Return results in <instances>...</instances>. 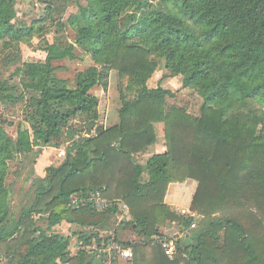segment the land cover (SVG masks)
<instances>
[{"label":"trees","instance_id":"obj_1","mask_svg":"<svg viewBox=\"0 0 264 264\" xmlns=\"http://www.w3.org/2000/svg\"><path fill=\"white\" fill-rule=\"evenodd\" d=\"M35 1L45 15L26 25L16 22L18 0H0V57L10 52L16 62L34 40L46 53L44 61L18 66L10 78L17 84L0 83V264H104L88 248L73 254L71 244L78 236L86 247L99 246L111 222L116 235L127 226L138 236L115 239L133 248L132 264H264V222L247 225L235 214L264 211V0ZM72 2L77 11L67 17ZM52 25L58 30L50 41L44 33ZM78 51L93 65L71 85L55 64L78 60ZM161 63L163 78L182 79L202 99L199 115L170 104V90L149 87ZM112 72L123 103L120 123L105 128L92 91H107ZM4 102L24 107L28 127L19 124L16 138ZM158 124L165 151L141 165L135 156L155 145ZM63 147L44 178L31 173L30 200L17 206L9 178L20 171L12 164ZM191 180L198 183L191 210L202 216L193 230L194 220L165 203L170 185ZM93 193L112 205L97 209ZM75 196L85 200L78 208ZM120 201L128 220L117 218ZM43 219L47 228L38 226ZM171 222L194 233L191 242H176L173 257L160 246ZM63 225L77 233H57Z\"/></svg>","mask_w":264,"mask_h":264},{"label":"rangeland","instance_id":"obj_2","mask_svg":"<svg viewBox=\"0 0 264 264\" xmlns=\"http://www.w3.org/2000/svg\"><path fill=\"white\" fill-rule=\"evenodd\" d=\"M82 5H85L84 0L81 2ZM69 7L67 8V17L77 11V6L75 4L69 3ZM17 12H18V18L16 20L17 23L23 22L26 25H30L34 20H37L39 18H42L45 15V7L38 3L35 0H18L17 3ZM61 14L60 12L58 15L55 16V19L57 21L61 20ZM57 26L52 25L51 27H48L44 33V36L50 40L53 41L55 37V31H57ZM65 35L70 39L71 42H74V38L76 36L73 29L67 25L65 30ZM40 46L42 44L39 43V40H34L32 44H23L21 46V53L20 56H18L16 62L12 61L13 57H15V54H11L10 52L2 55L0 57V83L8 81L11 84H17L18 79L15 78L13 80H10L12 74L15 72V70L18 68L19 65H21L23 62L26 63H35V62H41L44 61L46 58V53L39 50ZM77 55L79 56V59L76 61H64L61 63L55 64V66H58L59 69L57 71V74L59 77L69 80L71 85L74 84L76 75L78 72H82L87 70L89 67L93 65V62L91 59L87 56L82 54V52L78 51ZM164 71V64L161 63L159 70L157 73L153 76V78L149 82L150 88H156L157 86L161 85L163 88L170 90L174 97L169 100L170 104H176L178 106H184L188 108L189 112L194 115H199L200 108L202 106V99L192 90L186 89L183 87L182 79L174 78V79H166L163 78L165 75ZM119 85H120V79L117 72H112L110 74L109 78V89L107 91H104L101 87L95 88L92 93L96 95L99 98V112L101 114L102 122L104 123L106 121L107 126L115 125V123L120 122V116L119 111L122 108V100L120 97L119 92ZM23 106L21 105H13L11 103H1V110L6 119H8L10 122L13 123V127L8 128L9 134L16 138L17 137V131L19 124L24 125V127H28V124L24 123L25 115L23 111ZM107 116V118H106ZM159 125V124H158ZM159 134V133H158ZM161 135H163V130L160 132ZM161 140H158L155 143L153 151L150 153L154 154L156 148L162 147L163 141L165 142V138L160 137ZM67 146L66 144L64 145ZM65 147L61 149L56 148H45L40 155V157L34 162L31 158H27L24 160V162L21 164L19 163V159L12 164V172L20 171V174L17 176L14 174V177L11 175L9 178V182H12L13 179L16 180V188H15V204L17 206H24L28 204L30 200L31 193L29 192L32 181L28 180L30 178L31 173L36 174L40 178H44L46 176L45 170L46 168L50 166H57L60 162V159L62 158L60 154H63L65 151ZM145 152L140 153L135 156V161L137 163H144L146 161ZM147 173L144 174L142 177V180H147L148 178ZM189 182V181H187ZM186 182V183H187ZM197 184L196 181H190ZM186 183L183 184H177V192L174 196L179 194V200L177 204L179 205V209H190L191 206L188 208H181L180 206H187L190 202L188 200L191 199V194L182 192V188L186 187ZM183 186V187H181ZM169 193V191H167ZM193 200V199H192ZM172 211L174 214L178 217H181L179 214H176L174 211V208H172ZM264 211H261L259 208H250V209H243V210H237L235 211L236 219L239 221H242L244 224L252 225L258 220H261L264 222ZM198 215V220H202V216H200L197 212H195ZM184 218V217H183ZM198 224V223H197ZM171 226L174 227V231H171V233H168V238H175V240H183L186 242H191V239L194 236V233L191 232H181V230L178 227V224L175 222L170 223ZM38 226H41L43 228H47L48 223L46 220L38 221ZM64 226V227H63ZM58 229L59 234L64 236H69L77 233V229L74 227L72 228L69 225H63ZM115 222H111L110 226L104 230L100 231L101 234H103L104 238L112 237L115 235L118 237L120 241H139L138 236H135V233H133L132 228L123 226L120 228L118 234L116 235L114 233V230L117 228ZM68 230V231H67ZM165 230V229H164ZM96 232V231H95ZM78 242V236L74 237L72 244H71V252L73 254H77L81 249L79 248ZM78 245V247H77Z\"/></svg>","mask_w":264,"mask_h":264},{"label":"built area","instance_id":"obj_3","mask_svg":"<svg viewBox=\"0 0 264 264\" xmlns=\"http://www.w3.org/2000/svg\"><path fill=\"white\" fill-rule=\"evenodd\" d=\"M63 154H60L62 156ZM90 201L93 203L94 207L99 210H104L109 208L112 203L101 197L99 193H93L90 195ZM85 200L82 197L75 196L71 199V206L73 208H78L82 205ZM120 212L117 214L119 221L128 220L130 218V209L128 205L120 201L119 202ZM176 214H179L181 217L186 219H192L195 222L191 225L190 230H193L197 226L198 215L190 209H179L174 208ZM116 236L113 235L110 240L106 241V238H103L102 243L94 245L91 247H86L83 242H78L79 248L88 250H93L96 260H104V264H132L134 260V250L130 246H126L115 241ZM177 240L175 238L164 239L160 242L161 248L164 250L165 254L169 257H173L177 254ZM77 245V247H78Z\"/></svg>","mask_w":264,"mask_h":264},{"label":"crops","instance_id":"obj_4","mask_svg":"<svg viewBox=\"0 0 264 264\" xmlns=\"http://www.w3.org/2000/svg\"><path fill=\"white\" fill-rule=\"evenodd\" d=\"M106 118H107V116H106ZM101 123L105 126V128H110V127H112V126H115V125H117V124H119V123H115V125H112V126H107L106 125V121L103 123L102 122V118H101ZM161 130H163V125H155V131H156V134H157V137H158V140H161V138L160 137H163V135H161L160 134V132H161ZM159 133V134H158ZM164 144H165V142L163 141V145H162V147H158V148H156V150L154 151L155 153L154 154H156V153H163L164 151H165V148H164ZM154 146L155 145H153L152 147H150L145 153V157L147 158L146 159V161L144 162V163H140L141 165H145L146 164V162H147V160H148V158L151 156V155H153L152 153H150L151 151H153V149H154ZM178 186H177V184H173V185H170L169 186V188H168V191H169V193H167V195H166V198H165V203L168 205V206H170L171 207V209L172 208H179L178 206V204H177V202H178V200H179V194H177L176 196H174L176 193H179V192H177V189H179V188H177ZM181 187H183V186H181ZM196 189H197V184L196 183H194V182H191L190 183V181L189 182H187L186 183V187H184V188H182V190L180 191V193H182V192H186V193H189V194H191V199L190 200H188V202H190L187 206H180L181 208H189L190 206H191V203H192V199H193V197H194V195H195V192H196ZM64 227V226H63ZM62 227V228H63ZM175 229H174V227L173 226H171L170 224L168 225V227L163 231V233L165 234V235H167L168 233H171V231H174ZM68 231V230H67ZM64 236V235H63ZM78 243V242H77Z\"/></svg>","mask_w":264,"mask_h":264}]
</instances>
